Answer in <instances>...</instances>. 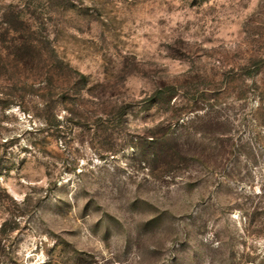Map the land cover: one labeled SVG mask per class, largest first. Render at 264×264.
I'll return each mask as SVG.
<instances>
[{
	"label": "rangeland",
	"instance_id": "rangeland-1",
	"mask_svg": "<svg viewBox=\"0 0 264 264\" xmlns=\"http://www.w3.org/2000/svg\"><path fill=\"white\" fill-rule=\"evenodd\" d=\"M0 264H264V0H0Z\"/></svg>",
	"mask_w": 264,
	"mask_h": 264
},
{
	"label": "trees",
	"instance_id": "trees-1",
	"mask_svg": "<svg viewBox=\"0 0 264 264\" xmlns=\"http://www.w3.org/2000/svg\"><path fill=\"white\" fill-rule=\"evenodd\" d=\"M6 226V223H4V225L2 227H5Z\"/></svg>",
	"mask_w": 264,
	"mask_h": 264
}]
</instances>
